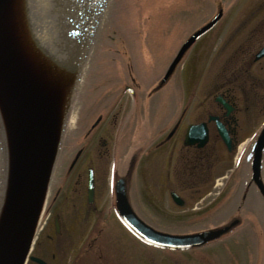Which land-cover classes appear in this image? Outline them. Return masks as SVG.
Masks as SVG:
<instances>
[{
	"label": "rangeland",
	"instance_id": "374dc122",
	"mask_svg": "<svg viewBox=\"0 0 264 264\" xmlns=\"http://www.w3.org/2000/svg\"><path fill=\"white\" fill-rule=\"evenodd\" d=\"M62 1L66 7L67 0ZM76 1L81 3V0ZM261 1L263 0H106L98 44L94 41L91 46V51L94 49L95 51H90L88 69L96 70L98 68L109 71L114 68L118 70V65L115 63L105 66L106 60L111 56L110 54H127L131 56V61H129L131 72L140 78L141 83L134 85L127 74L128 71L125 70L123 72L125 74H122L126 79L124 84H122L123 80L113 81L116 74L110 75L114 78L107 82L109 85L105 87V89H111L110 93L99 92L92 95L95 90H92V86L89 87L86 82L83 92L89 87L86 95L91 94V101H88L89 104H87L90 107V112L86 113L82 120L75 121L76 110L83 101V98H80L82 88L80 83L83 75L81 76L73 100L72 110L75 117L72 121H69V118L65 120L57 163L55 162L50 180L54 189L51 194L59 186L62 192L51 207V216L47 215L46 210L41 216L33 244L34 248H37V255H41L49 264H264V197L257 195L253 189H251L241 211L242 225L235 228L231 235L220 241L180 252L150 247L131 235L114 212L111 186L114 175H122L126 172L130 155L135 148L134 144L137 143V140H141L139 136L155 132L164 120L170 121L175 114L173 113L175 103L178 102L181 105L188 99H194L189 109V116L186 117L187 122L193 118L194 105L202 100L210 102L214 93L218 91L215 89L221 84L223 88L225 84L234 88L238 99L244 98L240 89H251L249 86L251 82H245L244 77L233 80L235 66L232 68L227 65L224 70L222 65L225 57L228 55V59L231 50L245 38V30L239 29V32L232 37L231 42L225 47L223 45L227 43V38L240 23L242 14L251 8V3ZM35 3L38 5L39 13L46 15L50 13L58 19H63L66 16L64 6L58 8L53 4L54 2L41 5V0H36ZM218 3L221 5L238 3L239 5L234 8L228 18L225 17L224 24L222 22L218 29L202 37L200 42L198 41L199 43L191 48L193 50L191 54H197L199 59L197 56L190 69L179 70L168 81L169 84L165 89L141 99L144 112L143 123H137L136 119L139 120L142 116L139 115V118H136L130 112H135L137 109L133 97L126 93L122 94L120 88L123 85L129 86V89L136 92V96L142 93L145 96L147 90L162 74L165 62L173 55L178 45L212 14V9ZM41 19L40 16L37 17V20L44 23ZM111 30L113 31L111 34L124 36L126 40L120 37L119 40L114 39L115 37L112 35L104 38L101 42L102 36L107 33L111 35ZM100 42L101 45L97 52ZM261 42H247L246 45L254 50ZM208 45L211 46L209 54L203 51ZM116 49L119 53H115ZM217 51L220 52L217 53ZM252 71L258 78L264 77V72L257 71L255 66ZM200 72L202 73L199 78ZM105 75L96 74L94 76L93 74V78L95 80L96 77L98 81H101L99 77L104 78ZM95 81L97 82V80ZM179 85L182 91L174 92ZM252 87L257 89L258 84H252ZM103 88L100 86L97 91H101ZM194 89L196 90L192 93ZM114 96L120 105L114 106L112 103ZM240 100V111L243 113L246 104ZM162 102L166 105L163 111L160 109ZM252 105L245 115L242 114L243 119H240L245 121L248 128L241 122L238 143L243 142L252 134L254 135L260 125L264 124V106H262L264 104L252 103ZM139 111L141 112V109ZM100 112L105 115V122L98 130L106 134L105 140L109 148V154H103V157L98 153L100 142L91 137V140L87 139L85 136L86 129ZM113 113L117 117L113 125L108 127ZM238 114L240 117L241 113L238 112ZM99 131L96 129L95 134ZM88 142L87 153L80 157L77 166L69 175H64L76 150L87 145ZM129 144H131L130 147ZM2 145L0 119V164ZM159 153L160 150H152V147L142 152L137 163L136 176L129 188L132 206L143 219L161 230L183 233L193 232L198 228L215 227L222 221L231 218L235 213L231 210V204L240 194L239 188L248 173V166L244 159L237 164L236 158L229 159L226 151H223V147H217V151L214 153L218 162H215L216 168L212 171L213 177L216 178L222 173H226L230 167L236 168V173H238L232 187L229 190L226 189L225 192L221 191L222 193L217 196L220 184L195 187L192 182H183L185 175L181 176L179 181L174 176L168 179V187L165 188V185H162L164 174L161 175L162 163L158 157ZM87 164L98 168L95 200L91 205L86 202ZM78 173L81 174L80 177H78ZM261 176L264 180V152ZM188 179H191L190 175H188ZM216 180L222 181L220 178ZM75 188H80L81 194L77 193ZM196 188H200V190L196 192ZM209 189H211L210 194L200 201L199 198ZM170 190H174L184 198L186 201L184 206H177L171 200ZM194 207L198 208L193 209ZM56 214L62 221V230L59 234L55 233L53 225V217ZM32 252L34 253V250ZM52 253H54V257L51 256ZM27 264L33 263L28 262Z\"/></svg>",
	"mask_w": 264,
	"mask_h": 264
},
{
	"label": "water",
	"instance_id": "95a60500",
	"mask_svg": "<svg viewBox=\"0 0 264 264\" xmlns=\"http://www.w3.org/2000/svg\"><path fill=\"white\" fill-rule=\"evenodd\" d=\"M11 1L0 0V106L4 110L9 135V172L4 206L0 213V264H25L27 259L45 264L41 259L29 255V251L56 158L63 118L74 87L75 71L69 70L71 74L68 73L62 86H58L59 90L65 87L68 95L65 97L63 116L57 119L59 91L53 90L57 87L42 84L30 61L19 59L21 44L15 39L13 17L8 8ZM220 15L219 11L182 43L162 81L167 79L186 49L210 29ZM262 55L264 47L257 57ZM196 128L190 127L188 139ZM263 147L264 127L257 138L252 159V178L264 194V185L259 177ZM125 192L123 179L117 180L115 206L120 219L143 242L158 248L185 250L201 246L220 237L238 223V219H234L218 228L187 234L159 231L136 215ZM172 196L179 203L177 196ZM92 197V178L89 177V202Z\"/></svg>",
	"mask_w": 264,
	"mask_h": 264
},
{
	"label": "flooded vegetation",
	"instance_id": "af4514ba",
	"mask_svg": "<svg viewBox=\"0 0 264 264\" xmlns=\"http://www.w3.org/2000/svg\"><path fill=\"white\" fill-rule=\"evenodd\" d=\"M258 11L259 9L257 8H249L247 11L244 12V18L238 24V30H245V38H243L241 42L233 48L234 54H231L229 56L231 63L235 66L234 73L249 76L252 80L250 87L251 89H240L243 92L244 98H242V100H240V98L238 99L237 95L234 93V88L228 86L224 88L218 87V91L214 93L213 98L210 102L202 100L200 101V103H196L194 105L195 111L192 115L193 118L191 121L187 122L186 117L189 116V109L192 105L189 103L182 106L177 104L176 106H174L173 109V111L177 112L173 119L170 122L164 120V125L161 126L162 132L160 131L161 133L159 132V135H156L153 139L148 140L147 144H149V146H151L156 151L160 150L158 157L162 163L161 175L164 174L162 185H165V187H167L168 185V179H170L171 173H173V175L177 179L181 177L183 173H186L187 175L193 176L192 183H197L199 186H209L213 180L211 171L215 166L216 161L214 153L216 150V145H222L218 133L217 123H220L225 128H227L231 138V146L234 147L238 142V136L240 131V117L238 112H240L241 108L239 105V100L240 102L242 101V103L244 102L246 104V109H249V105H252V103L261 104L264 102V83H262L261 78H258L255 74H253L252 71L253 67L255 66L257 71L262 70V72H264V57L255 60L254 56L257 47L253 50L246 45L247 42H261V40H264V18H259ZM252 84L259 85L257 89H254L252 87ZM124 89H126V86H124ZM135 93L136 92L134 91V94ZM216 96H218L219 98L223 97L224 101L229 103L231 107L230 114L227 113V110L224 108L223 104L216 99ZM137 100L139 101V99ZM113 102L114 101H112V103ZM165 107V103H162V110H164ZM116 117L117 116L115 115V113H113L111 122L108 123V127L113 125V122L115 121ZM104 118L105 115L103 114V112L97 114L93 122L88 126V129L85 131V136L87 139L91 140V138H93L97 139L100 142V148L98 149V153L101 157H103V154H109V148L105 140L106 134L103 131L98 130L101 124L104 123ZM191 123L204 124V129L206 130L207 134V140L203 145H199L198 140L194 141V143H192L191 145L184 144L185 132L188 125ZM96 129L97 131H99L97 134H95ZM201 136V131L196 132V138H199ZM88 144L89 142L87 143V145L78 148L77 152L80 150V154L78 155L74 165L70 166L69 164L66 168L65 173L67 175H69L75 169L78 164V161L80 160V157H82L84 153H87L86 149ZM135 148L139 149L140 147ZM98 158L100 159V157ZM139 159L140 157H138L137 153H134V155L129 160L128 169L125 170L126 172L122 173L121 176L125 178L127 176L129 177L131 172L137 168V166L135 165L138 163ZM89 170H91V174L94 179L95 190L96 180L98 179V168L97 166H94L92 164H87V176ZM80 175L81 174L78 173V177H80ZM52 190L54 189L52 188V186H50L46 206L48 216H51V207L54 202H56L57 198L62 192L60 186L55 189L53 194H51ZM76 190L77 193L81 194L80 188H75V191ZM56 215H54L53 217V223L55 225V217H57V222L59 224V234L62 230V221L60 220V217ZM53 256L54 255L52 254V257Z\"/></svg>",
	"mask_w": 264,
	"mask_h": 264
},
{
	"label": "bare ground",
	"instance_id": "6f19581e",
	"mask_svg": "<svg viewBox=\"0 0 264 264\" xmlns=\"http://www.w3.org/2000/svg\"><path fill=\"white\" fill-rule=\"evenodd\" d=\"M36 0H26L27 6L32 10V24L26 23L24 20L22 14L18 10H14V15L18 19V23L20 26V41H21V46H19V59L20 60H25L27 62L30 61H35L39 66V68L36 70L37 76H39V79L41 80L42 84H45L46 86L49 85L51 82H48L47 76L41 78L40 72L43 70L41 63L38 62V59L32 57L31 54L33 51L35 54H46L48 55L47 57L51 60H54L53 58H57V60L63 64V65H72V62L75 58L79 57L80 55L85 56L86 54L84 53L85 49L83 48L84 46V38H81L80 43L78 42L77 45V52L79 54H72V45L74 38H72V30L79 24L81 21H85V12L81 11L78 12L76 11L78 9V4L76 1L75 8L73 7L74 1L75 0H67V6L65 7L64 4L62 3V0H41V5L43 3H52L60 6H64L63 9L65 8L66 16L63 17L62 21L60 22L59 20H56L55 17H53L50 13L49 15L39 13L40 10L38 9V2L36 5L35 3ZM38 1V0H37ZM40 1V0H39ZM84 8H87V4L84 3L82 5ZM82 6L79 8V10L82 8ZM9 8V7H8ZM40 16L42 21L37 20V17ZM11 25V23H9ZM94 21L90 22V26H93ZM8 25L7 27H9ZM47 25H53L51 29H49L50 34L47 36L45 35V27ZM95 26V24H94ZM18 36L15 34V39L17 40ZM31 40V41H30ZM32 42V43H31ZM31 43V45H30ZM33 55V54H32ZM45 56V55H44ZM42 58V56H41ZM34 62V63H35ZM54 91H59L57 92L58 94V99L59 102L56 104V114H57V119L62 118L63 116V111H64V106H65V100L67 97V89H53ZM0 115H1V121H2V133L4 135V142H3V151L4 153V160L2 161L0 165V198H1V189L5 184V180L8 178V172H9V164H8V131H7V126H6V120H5V114L4 110L0 106Z\"/></svg>",
	"mask_w": 264,
	"mask_h": 264
}]
</instances>
